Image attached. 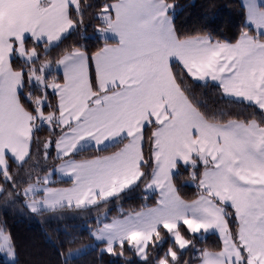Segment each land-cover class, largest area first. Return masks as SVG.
I'll list each match as a JSON object with an SVG mask.
<instances>
[{
  "label": "snow or ice",
  "instance_id": "1",
  "mask_svg": "<svg viewBox=\"0 0 264 264\" xmlns=\"http://www.w3.org/2000/svg\"><path fill=\"white\" fill-rule=\"evenodd\" d=\"M245 7L258 31L229 42L181 33L172 0H0V200L22 194L37 214L86 211L143 185L144 199L158 192L154 206L121 209L89 230L101 253L130 251L138 264H193L189 252L198 264H264V0ZM86 17L101 46L91 55L61 48ZM189 78L216 82L228 104L253 112L210 111ZM109 148L118 150L77 159ZM50 159L59 163L49 168ZM182 167L197 189L190 200L176 184ZM56 173L71 186L52 187ZM209 233L220 244L197 248ZM80 251L61 253L64 264ZM0 254L15 261L3 226Z\"/></svg>",
  "mask_w": 264,
  "mask_h": 264
},
{
  "label": "trees",
  "instance_id": "2",
  "mask_svg": "<svg viewBox=\"0 0 264 264\" xmlns=\"http://www.w3.org/2000/svg\"><path fill=\"white\" fill-rule=\"evenodd\" d=\"M93 3L99 4L102 0H92ZM176 5L175 24L177 29L183 34H210L214 39L235 42L239 38L241 31H251L252 29L246 24V11L240 0H172ZM97 21L86 17L85 26L78 32L69 36L61 48L72 45H83L89 55L94 53L101 46L95 33ZM94 33V35H92ZM28 47L32 46L29 40ZM61 49H53L50 59H55ZM94 65L91 66L90 72L94 75ZM62 78V72H59ZM189 83L196 96L205 102L206 107L211 111L217 108H224L232 116H249L253 109L242 104H228L222 97L219 86L212 83H200L192 81ZM227 117H225L226 119ZM39 135L41 138L48 135L47 129L42 130ZM116 148H109L106 151L97 153L90 150L82 153L77 159L82 157L105 155L116 151ZM147 151V150H146ZM55 150L51 151V156L55 157ZM59 163L55 159H50L48 167L51 168ZM187 170L176 177V184L179 187L181 195L186 199H192L197 194L195 186L184 184ZM43 175V173H41ZM19 179L25 180L21 172ZM68 181L57 180L53 185L67 184ZM25 185H20L21 189ZM131 195L121 202V205L128 209H137L144 205L154 206L157 196L154 194L144 199L145 193L141 187L129 191ZM115 204L117 201H115ZM90 209V208H89ZM65 210L62 212L42 214L32 213L26 206L25 197L21 194L9 202L0 200V226L6 228L11 233L15 242L16 260L10 262L0 256V264H64V257L61 253H67L69 248L79 249L93 242L94 237L90 235V229L93 228L92 220L85 225L81 218L72 217L64 218ZM80 212L82 210H72ZM95 220V219H94ZM83 224V225H82ZM91 224V226H90ZM74 243H69L73 241ZM197 248H216L219 240L216 235L210 234L203 241L198 240ZM103 246V245H102ZM88 246L85 251L69 261V264H138V258L130 251L125 252V257L113 256L107 253H101L102 247ZM167 245H165L166 247ZM190 253V252H189ZM189 253L185 254V259L189 258ZM197 255V254H196ZM192 255L193 261H195Z\"/></svg>",
  "mask_w": 264,
  "mask_h": 264
},
{
  "label": "rangeland",
  "instance_id": "3",
  "mask_svg": "<svg viewBox=\"0 0 264 264\" xmlns=\"http://www.w3.org/2000/svg\"><path fill=\"white\" fill-rule=\"evenodd\" d=\"M192 1H194V0H192ZM92 35H94V33L92 34ZM101 147H103V146H101ZM186 170L182 167L181 169H180V174L182 173V175H183V173L185 172ZM188 172V171H187ZM187 175H186V178L184 179V184H186V185H191V186H195V184H193L192 182H190V180L188 179V173H186ZM140 187H141V185H140ZM196 187V186H195ZM152 193V192H151ZM154 194V196L156 197H158V192H155V193H152V194H150V193H147V195H149V196H151V195H153ZM131 195V193H129V191H126V192H124V193H121V195H120V198L119 199H117V198H111L110 199V201L105 205V204H100L99 205V207H93V208H90V209H88V210H86V211H80V212H73L72 210H69V211H66V215H64L63 217L64 218H69V219H71L70 217H72V219L74 220L75 218H81L83 221H85V225H83V226H88L87 225V223L89 222V220H92V224H93V228L92 229H94L95 227H96V225H97V219L99 218L101 221H104V222H110L111 221V219L113 218V217H117V216H120L121 215V212H120V210L121 209H123V211L125 212V213H127V212H129V211H139L140 209H141V207L140 208H137V209H128V208H125V207H123L122 205H121V202L124 200V199H127V197H129ZM186 199V198H185ZM114 200L115 201H117L116 202V204H115V202H114ZM149 207H151V206H149ZM105 213L107 214V217H106V219H105ZM95 219V220H94ZM90 226H91V224H90ZM210 234H214V235H216L217 236V238H218V235L217 234H215V233H209V234H207L204 238H206L208 235H210ZM219 240V239H218ZM102 243V242H101ZM99 241H96L95 239L93 240V242H90L89 244H87L86 246H82L81 248H79V250H81L80 251V253L79 254H81V253H83L84 251H85V249H86V247H88V246H99ZM103 244V243H102ZM219 244H220V241H219ZM101 245V244H100ZM102 246V245H101ZM197 247H199L198 245H196ZM103 247V246H102ZM74 250H76V249H74ZM65 254H67V253H65ZM78 254V255H79ZM198 255V253H193V252H190L189 253V258L188 259H190V258H192L193 259V257H192V255L194 256V255ZM0 256H2L5 260H7V261H10L9 260V258H7L5 255H3V254H0ZM64 257V256H63ZM187 259V258H186ZM15 260H16V258H15ZM10 262H13V261H10ZM15 262V261H14ZM193 264H198V261L197 260H195V261H193Z\"/></svg>",
  "mask_w": 264,
  "mask_h": 264
},
{
  "label": "crops",
  "instance_id": "4",
  "mask_svg": "<svg viewBox=\"0 0 264 264\" xmlns=\"http://www.w3.org/2000/svg\"><path fill=\"white\" fill-rule=\"evenodd\" d=\"M241 1V3L244 5V7H245V5H246V3H247V0H240ZM245 11H246V16H245V21H246V24H248L249 26H250V28L252 29V32L251 31H249L251 34H253V35H255L256 33H257V29H256V27H255V25H251V24H249L248 23V21H247V10H246V7H245ZM94 65V64H93ZM61 72H62V70H61ZM198 82H200V83H205V82H201V81H198ZM207 83H212V84H216V85H218L216 82H212V81H208ZM112 153V152H111ZM111 153H108V154H105V155H109V154H111ZM56 154V153H55ZM88 157H90V156H88ZM51 180L54 182V181H57V180H64V181H68V183L67 184H63V185H53L52 187H58V188H64V187H70L71 186V183H70V180H69V178L68 177H63V176H61L59 173H56V174H54V175H52V177H51ZM141 188L143 189V185H141ZM150 194H152V193H155V192H149ZM195 198V197H194ZM193 199V198H192ZM101 245H103L104 246V244H102L101 242H99ZM99 244V245H100Z\"/></svg>",
  "mask_w": 264,
  "mask_h": 264
}]
</instances>
